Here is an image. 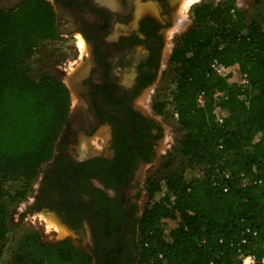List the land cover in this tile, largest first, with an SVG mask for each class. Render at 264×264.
Returning <instances> with one entry per match:
<instances>
[{"label": "trees", "instance_id": "obj_1", "mask_svg": "<svg viewBox=\"0 0 264 264\" xmlns=\"http://www.w3.org/2000/svg\"><path fill=\"white\" fill-rule=\"evenodd\" d=\"M192 20L170 56L171 104L190 168L147 185L138 220L139 264H242L245 257L262 264L264 18L247 23L234 0H222L198 4ZM56 37L54 13L44 0L0 10V243L9 232L3 185L28 189L66 124L67 89L55 77L36 80L28 72L37 47ZM235 67L246 85L232 79ZM163 109V103L155 106L159 115ZM12 264H91V258L69 241L46 242L31 232Z\"/></svg>", "mask_w": 264, "mask_h": 264}, {"label": "flooded vegetation", "instance_id": "obj_2", "mask_svg": "<svg viewBox=\"0 0 264 264\" xmlns=\"http://www.w3.org/2000/svg\"><path fill=\"white\" fill-rule=\"evenodd\" d=\"M44 1L57 33L47 41L70 40L76 61L70 71L60 67L69 112L28 207L53 218L66 234L61 241L91 264H139L146 176L165 146L146 94L159 79L178 1Z\"/></svg>", "mask_w": 264, "mask_h": 264}, {"label": "rangeland", "instance_id": "obj_3", "mask_svg": "<svg viewBox=\"0 0 264 264\" xmlns=\"http://www.w3.org/2000/svg\"><path fill=\"white\" fill-rule=\"evenodd\" d=\"M21 1L22 0H0V10H13ZM221 1L222 0H203L202 2L217 5ZM234 3L247 23L259 22L264 18V0H234ZM197 5L191 7L184 16L181 15L180 20L183 22V29L181 28L180 30L174 23L173 30L171 29L168 31L167 43L171 45V48L175 45L177 40L192 27V9ZM179 7L180 3L178 1V13ZM177 12L175 16L179 15ZM170 36L172 37L171 42L169 39L171 38ZM168 58L169 56L166 57L163 62L157 83L146 94V97L152 100L154 107L159 103L164 104V109L160 116L163 121L165 146L162 150V154L146 176L145 188H147L150 182L182 169L190 168L187 161L181 155L180 141L183 139V133L174 118L175 112L171 104V93L174 90L175 68L167 61ZM65 61H67L66 66H63ZM74 61H76L75 46L70 40L60 38L53 43L45 41L37 47L31 59L28 61V72L30 77L36 80L46 76L60 79V67H65L70 71L75 66L73 63ZM231 76L234 82L238 84L243 83L242 76L236 67L232 69ZM192 174L197 178L201 177L199 169H192ZM2 189L5 193L2 204H4L8 210L9 232L0 243V264H12L14 251L20 244L23 236L28 233L33 232L43 241L51 243L61 241L65 238L66 234L62 229L63 236H59L52 228L49 230L47 229L45 219H50L52 223L59 227L58 223L55 222L53 218L45 213H34V211H31L28 207L30 204L29 199L32 197L31 186L25 189L21 183H8L3 185ZM245 264H249V262L246 261Z\"/></svg>", "mask_w": 264, "mask_h": 264}, {"label": "bare ground", "instance_id": "obj_4", "mask_svg": "<svg viewBox=\"0 0 264 264\" xmlns=\"http://www.w3.org/2000/svg\"><path fill=\"white\" fill-rule=\"evenodd\" d=\"M180 3V7H179V15L175 16V25L178 26V28L181 30V28L183 29V22L182 20H180L181 15L184 16L191 7H193L194 5H197L199 3H201L203 0H178ZM183 18V17H182ZM185 19V18H184ZM169 36V35H168ZM171 37V36H170ZM170 39V38H169ZM168 41V40H167ZM79 47L81 50L84 49V45L82 43V41L79 39V43H78ZM171 50V45L169 43H167V47H166V55L165 57L168 56V54L170 53ZM66 82V81H65ZM147 98V97H146ZM74 101V100H73ZM142 102V101H141ZM146 103V102H145ZM144 103V104H145ZM147 104V103H146ZM44 221V219H43ZM45 222L47 224V229L49 230L50 228H52L54 230V232H56L59 236H63V232L61 231V229L59 227H57L54 223L51 222L50 219H45Z\"/></svg>", "mask_w": 264, "mask_h": 264}, {"label": "built area", "instance_id": "obj_5", "mask_svg": "<svg viewBox=\"0 0 264 264\" xmlns=\"http://www.w3.org/2000/svg\"><path fill=\"white\" fill-rule=\"evenodd\" d=\"M213 68H214L219 74L222 73V68H221V67H219V66H217V65H214ZM241 76H242V80H243V83H242V84L246 85V84H247V81H246L245 76H243V75H241ZM198 102H199L200 104H202V96H200V97L198 98ZM216 115H217V123H218V124H221V123H222V120H221V118H220L219 111H216ZM174 118H175V120H177V115H176V114H174ZM226 178H227V177H226ZM248 182H249L248 179L242 177V182H241L242 185H246V184H248ZM246 261H248L249 264H256V261H255V259H254L253 257H245V258H243V259H242V264H245ZM261 263L264 264V260H263Z\"/></svg>", "mask_w": 264, "mask_h": 264}]
</instances>
